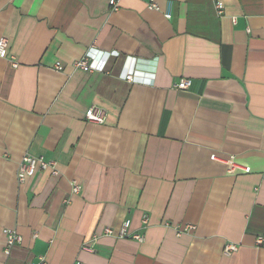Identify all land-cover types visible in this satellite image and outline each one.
I'll list each match as a JSON object with an SVG mask.
<instances>
[{"label":"crops","instance_id":"0c3cea01","mask_svg":"<svg viewBox=\"0 0 264 264\" xmlns=\"http://www.w3.org/2000/svg\"><path fill=\"white\" fill-rule=\"evenodd\" d=\"M216 1L0 0V264H264V0ZM25 154L59 174L20 182Z\"/></svg>","mask_w":264,"mask_h":264},{"label":"built area","instance_id":"2783aa9c","mask_svg":"<svg viewBox=\"0 0 264 264\" xmlns=\"http://www.w3.org/2000/svg\"><path fill=\"white\" fill-rule=\"evenodd\" d=\"M109 6L111 9H118L119 7V2L120 0H107ZM147 4L150 8L152 9H159V5L157 0H147ZM215 9L217 11V14L219 16H222L224 14V6L221 1L217 0L215 3ZM167 18L171 17V4L169 3V7L167 11L164 13ZM8 47V40L6 38L0 39V56H4L6 53V49ZM102 53V57L99 58V56ZM97 53L94 54L91 51H89L83 58L75 60L73 62V65L75 68L83 69L86 71H102L105 68L106 65V58H103V54L107 53ZM118 53L115 51H112L111 53H108L107 56L109 55H117ZM55 68L57 70H62L63 66L61 62H57L55 64ZM124 79L130 82L135 81V75L132 72L126 73L124 75ZM192 85V79L190 78H181L178 82L174 84V87L178 90L181 91H186L190 88ZM85 118L89 122L93 123H104L107 118V112L104 108L98 107L96 105H91L85 112ZM213 159L217 161H221L228 167V171L232 174L238 173L240 171H247V167L239 163L231 158L219 156V155H213ZM49 171L52 175H58L59 174V169L57 167V162L55 160H47L42 156H35L31 154H25L20 162H19V167H18V179L20 182L25 181L26 178L35 175L36 173L39 172H46ZM80 190V186L77 183L73 184V192L77 193ZM148 216L145 215L143 217V223L146 224L148 222ZM131 228V220L126 219L120 229L118 230L117 233L112 228H106L105 233L109 235H117L118 237L121 238H132L136 239L138 241H143L144 236L140 233H133L130 231ZM194 226L188 225L185 229L186 230H191L193 229ZM4 233L6 235V253L8 254L11 250V248L14 245H17L21 243L22 241V236L12 228H5ZM258 243L262 242V237H259L257 239ZM83 249L88 250V251H95V249L88 244H83ZM236 246L235 245H227L225 248V253H230L231 251L235 250ZM29 264H47V261L45 260L44 257L40 258L39 262H31ZM75 264H83L80 261H77Z\"/></svg>","mask_w":264,"mask_h":264}]
</instances>
